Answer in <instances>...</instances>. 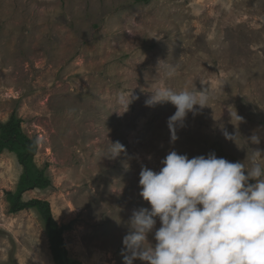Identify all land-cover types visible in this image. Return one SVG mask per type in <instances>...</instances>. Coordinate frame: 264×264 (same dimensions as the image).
I'll list each match as a JSON object with an SVG mask.
<instances>
[{
    "label": "rangeland",
    "instance_id": "rangeland-1",
    "mask_svg": "<svg viewBox=\"0 0 264 264\" xmlns=\"http://www.w3.org/2000/svg\"><path fill=\"white\" fill-rule=\"evenodd\" d=\"M162 82L209 97L174 142L175 107L145 103ZM13 113L51 181L23 199L49 202L71 225V260L123 264L131 214L150 208L142 167L158 172L170 151L248 167L251 149L264 152V0H0V122ZM116 142L125 150L113 157ZM21 172L14 154L0 155V264H54L35 211L8 213Z\"/></svg>",
    "mask_w": 264,
    "mask_h": 264
},
{
    "label": "clouds",
    "instance_id": "clouds-1",
    "mask_svg": "<svg viewBox=\"0 0 264 264\" xmlns=\"http://www.w3.org/2000/svg\"><path fill=\"white\" fill-rule=\"evenodd\" d=\"M208 100L206 90L175 92L162 82L145 103L175 107L167 121L174 142L187 114L195 106L206 107ZM235 117L243 120L236 112ZM223 134L227 140L235 137ZM248 142L258 145L260 137L254 134ZM111 146L113 157L125 150L119 142ZM248 158L246 167L215 153L189 159L170 151L158 172L142 167L139 195L150 208L131 214L122 241L123 264H264V152L251 149ZM154 229L153 244L147 236Z\"/></svg>",
    "mask_w": 264,
    "mask_h": 264
},
{
    "label": "trees",
    "instance_id": "trees-1",
    "mask_svg": "<svg viewBox=\"0 0 264 264\" xmlns=\"http://www.w3.org/2000/svg\"><path fill=\"white\" fill-rule=\"evenodd\" d=\"M138 1L147 3L150 0ZM21 123L16 113L11 114L6 122H0V155L4 152L14 154L22 170L14 192L6 193L8 213L18 214L24 210L35 211L45 230L53 263L81 264L68 257L64 244L63 234L71 228V225H59L55 221L49 202L40 199H23V195L29 191L49 188L51 181L46 174V169H39L35 164L37 141L23 132Z\"/></svg>",
    "mask_w": 264,
    "mask_h": 264
}]
</instances>
